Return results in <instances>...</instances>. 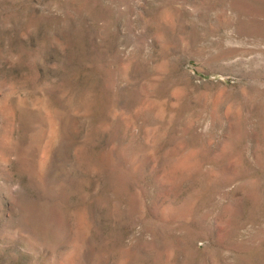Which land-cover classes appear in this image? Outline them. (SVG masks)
Listing matches in <instances>:
<instances>
[{"label":"rangeland","instance_id":"rangeland-1","mask_svg":"<svg viewBox=\"0 0 264 264\" xmlns=\"http://www.w3.org/2000/svg\"><path fill=\"white\" fill-rule=\"evenodd\" d=\"M0 264H264V0H0Z\"/></svg>","mask_w":264,"mask_h":264}]
</instances>
